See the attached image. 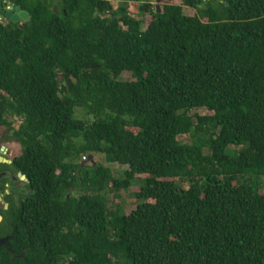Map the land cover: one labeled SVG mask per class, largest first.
<instances>
[{
	"label": "trees",
	"instance_id": "16d2710c",
	"mask_svg": "<svg viewBox=\"0 0 264 264\" xmlns=\"http://www.w3.org/2000/svg\"><path fill=\"white\" fill-rule=\"evenodd\" d=\"M8 1L0 264H264V0Z\"/></svg>",
	"mask_w": 264,
	"mask_h": 264
},
{
	"label": "rangeland",
	"instance_id": "374dc122",
	"mask_svg": "<svg viewBox=\"0 0 264 264\" xmlns=\"http://www.w3.org/2000/svg\"><path fill=\"white\" fill-rule=\"evenodd\" d=\"M219 1H221V0H213V3H216V2H219ZM168 2H170V0H161L159 2L150 1L149 3L151 4L150 5L151 7H153V6L157 7L158 6V8L160 9L162 3H168ZM171 3L175 4L172 1H171ZM140 5H142V3L138 2V0L128 3V5L126 7L127 12L133 18H139L138 14H139V6ZM201 8H203V6H201ZM183 13L185 15H188V16L194 15V12L189 10L188 8H184L183 9ZM149 18H150L149 15H145V16H143L141 18L142 22H143V25H142L143 27L142 28H145L147 26V24L149 22ZM4 23H6V22H4ZM121 78L125 79V80H130L131 76H130L129 73L124 72V73H122ZM189 114H190V116H193L194 114H198L199 116H202V115H206L207 113H206V111L204 109H194L191 112H189ZM76 117L80 118V119L82 118L81 117V113H79V111L77 112ZM0 133H7V130L3 129ZM9 141L12 142L11 140H9ZM179 141L181 143L188 144V143H190V137L189 136H181L179 138ZM10 147L12 148L14 156H18L21 153V146L19 144L13 142L10 145ZM231 149H233V148H231ZM95 160H97L102 166L104 165L105 167H108L112 171L113 176L117 177V178L118 177H122L121 173H122L123 170L126 169L125 167H120V166H117L115 164H113V165L112 164H106L102 156H96ZM83 162L87 163L88 162V158H86V160H83ZM88 163L91 164V162H88ZM8 170H10V169H8ZM260 186H261V193L264 194V179H262V183L260 184ZM16 187L18 188V190L20 189L19 190L20 192L22 191V193L19 192L20 194L17 195L16 199L17 200L18 199H24L25 196L27 195L26 194L27 193V188L24 185H21V184H16ZM137 191H138V189L136 187L130 188L128 191H122V192H120V199L119 200H115L113 203L114 204L117 203L122 211L129 212L135 207V200H134V197L132 196V194H133V192H137ZM112 195H113V193L111 191L106 192V197H107L108 200L112 199ZM0 204H1V206H0V208H1L2 205L4 204V201L2 203H0Z\"/></svg>",
	"mask_w": 264,
	"mask_h": 264
},
{
	"label": "water",
	"instance_id": "95a60500",
	"mask_svg": "<svg viewBox=\"0 0 264 264\" xmlns=\"http://www.w3.org/2000/svg\"><path fill=\"white\" fill-rule=\"evenodd\" d=\"M157 2H159V0H157ZM156 9H157L156 12L160 13V9L158 8V6L156 7ZM53 12L57 13L56 1L54 2V5H53ZM0 14L3 16L4 19L8 20L9 22L19 23L20 25H22L23 22H26L29 19L28 13H26L25 11H22L20 7L14 6L10 2H7L6 0H0ZM5 154H6L5 147L0 145V163L11 164L12 161H8L1 157ZM88 162H92V156H88ZM85 163L86 162H83L82 165ZM82 165H80L76 170L77 176H79L80 168ZM7 177L8 175L6 172L0 173V180L7 178ZM16 178L21 182H27L26 178L23 175H21V173H17L16 177H11V181L15 180Z\"/></svg>",
	"mask_w": 264,
	"mask_h": 264
},
{
	"label": "crops",
	"instance_id": "0c3cea01",
	"mask_svg": "<svg viewBox=\"0 0 264 264\" xmlns=\"http://www.w3.org/2000/svg\"><path fill=\"white\" fill-rule=\"evenodd\" d=\"M3 129H5V128H1V129H0V132H1ZM7 137H8V131H7V133H0V145H1V146H4L5 149H6V154L3 155V156H1V157H2L3 159L8 160V161H12V158L15 157V156L13 155V151H12V148L10 147V145H11L13 142L8 141ZM6 164H7V163H6ZM7 165H10V164H7ZM8 171H9V170H8ZM8 171H6V173H7V175H8L7 178H10V179H11V175H10V173H9ZM5 186L7 187L8 185L6 184ZM7 193H8V191L5 192V194H7ZM2 202H3V195L0 194V203H2ZM6 205H7V204H5V203L2 205L4 209L7 208ZM0 206H1V204H0ZM0 209H1V208H0Z\"/></svg>",
	"mask_w": 264,
	"mask_h": 264
},
{
	"label": "built area",
	"instance_id": "2783aa9c",
	"mask_svg": "<svg viewBox=\"0 0 264 264\" xmlns=\"http://www.w3.org/2000/svg\"><path fill=\"white\" fill-rule=\"evenodd\" d=\"M7 2H9L8 0H6ZM5 19L3 18V16L0 14V23H3ZM83 160H86V158H82Z\"/></svg>",
	"mask_w": 264,
	"mask_h": 264
},
{
	"label": "flooded vegetation",
	"instance_id": "af4514ba",
	"mask_svg": "<svg viewBox=\"0 0 264 264\" xmlns=\"http://www.w3.org/2000/svg\"><path fill=\"white\" fill-rule=\"evenodd\" d=\"M4 179H5V178H4ZM1 180H2V179H1ZM1 180H0V181H1Z\"/></svg>",
	"mask_w": 264,
	"mask_h": 264
},
{
	"label": "clouds",
	"instance_id": "9594fccd",
	"mask_svg": "<svg viewBox=\"0 0 264 264\" xmlns=\"http://www.w3.org/2000/svg\"><path fill=\"white\" fill-rule=\"evenodd\" d=\"M6 20V19H5ZM8 187V186H7Z\"/></svg>",
	"mask_w": 264,
	"mask_h": 264
}]
</instances>
